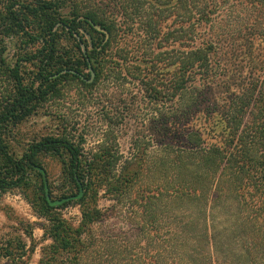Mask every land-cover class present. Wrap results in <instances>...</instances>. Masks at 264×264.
Returning <instances> with one entry per match:
<instances>
[{
  "label": "trees",
  "instance_id": "obj_1",
  "mask_svg": "<svg viewBox=\"0 0 264 264\" xmlns=\"http://www.w3.org/2000/svg\"><path fill=\"white\" fill-rule=\"evenodd\" d=\"M244 1V16L231 21L230 72L214 67V38L207 49L195 44L200 25L195 17L203 10L196 0L172 5L169 27L149 18L138 46L124 49L122 60L113 52L119 37L115 24L84 11L77 0H0V72L11 84L0 105V191L25 190L37 215L48 222L45 233L53 244L41 264H93L105 250L94 226L118 208L153 247L151 264L165 259L169 264H231L232 259L264 264V0ZM95 25L105 33L86 42L85 54L77 36L85 41L87 27L95 30ZM165 28L160 42L151 45ZM6 39L15 42L13 65L3 58ZM134 53L145 66L138 68L140 76H149L151 69L156 73L162 64L166 68L170 142L124 159L111 145L86 151L82 136L64 130L34 140L21 155L10 151L9 129L58 97L62 85L78 82L89 89L114 69L121 76L112 64L123 68ZM90 68L92 84L80 76ZM153 85L148 88L157 98L160 90ZM221 91L225 99L217 98ZM47 156L62 165L56 182L42 161ZM102 198L113 202L111 207H100ZM69 207L80 210L77 226L62 215ZM222 215L225 224L216 219ZM26 256L21 236L0 241V264H27Z\"/></svg>",
  "mask_w": 264,
  "mask_h": 264
},
{
  "label": "rangeland",
  "instance_id": "obj_2",
  "mask_svg": "<svg viewBox=\"0 0 264 264\" xmlns=\"http://www.w3.org/2000/svg\"><path fill=\"white\" fill-rule=\"evenodd\" d=\"M77 1L81 3L84 11L97 12L100 19H107L115 24L119 37L113 52L120 60L124 59L122 54L124 49L135 50L138 46L137 42L145 35L144 27L149 18L159 22L162 19V26L169 27L172 17L170 8L177 3V0H172V2L169 0ZM196 2L203 10L195 17L200 21L195 44L207 49L212 45L209 43L211 38H214V41L218 43L217 46L213 44L210 48L214 67L231 72V52L234 48L231 38V21L244 16L240 10H246L244 6L247 3L244 0H196ZM137 4L142 5L140 9ZM70 9L68 6L63 13L68 14ZM94 28L97 32L87 27V34L83 37L85 41L81 36H77L85 54L88 52L86 42L88 45L92 44L93 36L100 37L99 33H105L101 26L95 25ZM165 31L166 28L163 29L162 35L154 40L155 44L151 42V45L158 44ZM149 43L145 42L146 46H144L147 47ZM161 44L164 46L163 42ZM5 45L7 49L3 58L7 65H13L18 59L14 47L15 42L6 39ZM70 49L71 47L67 48L69 55L72 54ZM151 49H153L152 46ZM139 59V54L134 53L132 58L127 59L128 64L126 63L123 68L118 65V62L117 65L112 64L122 71L121 76L114 69V74L109 79L100 81L92 88L84 89L78 82H68L62 85L58 97L42 104L28 119L15 128L9 129L7 143L10 151L21 155L29 143L34 140L61 133L64 130L70 131L76 139L82 136L86 151L106 144L116 147L119 155H122L124 159H129L138 151L159 150L161 145L172 139L168 129L171 127L169 124L171 98L163 92L166 82L162 80L163 69L166 68L162 64L159 69H156V73L155 69H151L146 71L149 76H140L138 68L143 69L145 66H139ZM27 67L34 69L31 65ZM89 73V70H84L81 75L87 79L89 84H92L95 79L89 82L92 79V76L87 78ZM30 77L26 76L27 83L30 82ZM150 79L153 83L149 82ZM149 84H154L160 90L157 98L149 90ZM10 90V82L0 72V105L4 103ZM225 95L221 91L217 94V98L225 99L227 97ZM209 97V95L204 96L205 99ZM42 161L50 180L56 182L62 171L60 161L51 156L42 157ZM112 204L113 202L105 198L100 200V207L109 208ZM62 215L73 226H77L81 221L78 207H69L62 212ZM225 217L222 215L216 219L225 224L227 221ZM47 224L48 222L40 218L33 209L25 190L13 189L6 193L0 191V241L21 236L27 244V264H41L46 249L53 244L45 233ZM94 230L100 240L105 241V250L104 253L94 257L93 264H115V262L151 264L154 261L153 247L139 233L131 217L123 208H118L105 221L94 226ZM30 232L32 236L29 238L27 233ZM161 254L163 258L165 254L163 256L162 249L159 256ZM162 260L164 262V259ZM165 261L169 264L168 259ZM1 264H7V261L3 260ZM231 264L252 263L232 259Z\"/></svg>",
  "mask_w": 264,
  "mask_h": 264
},
{
  "label": "water",
  "instance_id": "obj_3",
  "mask_svg": "<svg viewBox=\"0 0 264 264\" xmlns=\"http://www.w3.org/2000/svg\"><path fill=\"white\" fill-rule=\"evenodd\" d=\"M90 71L92 72V79L89 81V82H91L93 79H94V77H95V74L93 73V71H92V69L90 68ZM82 78H83V76L82 75H80ZM84 79V78H83Z\"/></svg>",
  "mask_w": 264,
  "mask_h": 264
}]
</instances>
